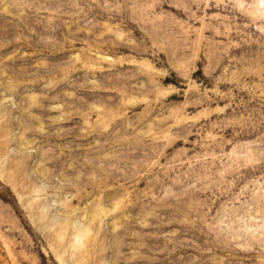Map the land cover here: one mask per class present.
<instances>
[{
    "label": "rangeland",
    "instance_id": "obj_1",
    "mask_svg": "<svg viewBox=\"0 0 264 264\" xmlns=\"http://www.w3.org/2000/svg\"><path fill=\"white\" fill-rule=\"evenodd\" d=\"M0 264H264V0H0Z\"/></svg>",
    "mask_w": 264,
    "mask_h": 264
}]
</instances>
